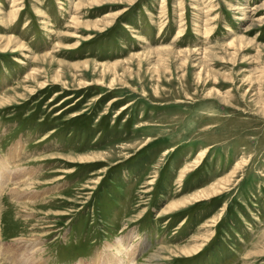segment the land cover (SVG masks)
I'll return each instance as SVG.
<instances>
[{"label": "rangeland", "instance_id": "rangeland-1", "mask_svg": "<svg viewBox=\"0 0 264 264\" xmlns=\"http://www.w3.org/2000/svg\"><path fill=\"white\" fill-rule=\"evenodd\" d=\"M0 187V264H264V0H0Z\"/></svg>", "mask_w": 264, "mask_h": 264}, {"label": "bare ground", "instance_id": "bare-ground-1", "mask_svg": "<svg viewBox=\"0 0 264 264\" xmlns=\"http://www.w3.org/2000/svg\"><path fill=\"white\" fill-rule=\"evenodd\" d=\"M170 153V151H167V152H165L164 154L165 155H167V154H169ZM195 164L197 163V162H194ZM6 182V181H5ZM3 187V186H2ZM223 187H224V185L223 184H219V183H216V184H214V185H211L209 188V190H208V192H206V191H203V190H201V191H199V192H197L196 194H193L192 196H190L189 198H193V199H195V200H197V201H199V200H206V199H208L209 197H212V196H214V195H217L218 193H219V191H221L222 189H223ZM1 188V187H0ZM182 201V200H181ZM184 202H185V200H183ZM182 201V203H184ZM187 201V200H186ZM182 203H180V204H182ZM171 205V204H170ZM170 207V206H169ZM174 207H176L175 205H172V207L171 208H174ZM170 210V209H169ZM200 247V246H199ZM199 247H197V248H192L193 249V252L194 253H197L198 251H199ZM114 249V248H113ZM185 249H186V247H185ZM118 250V249H117ZM117 250H116V252H117ZM131 250V249H130ZM187 250V249H186ZM186 250H184V251H186ZM190 252V251H189ZM27 261V259H24V261H22V260H19V262L22 264V263H24V262H26ZM99 262L100 261H98L97 263H95V264H99ZM115 264H121V260L120 259H116L115 260Z\"/></svg>", "mask_w": 264, "mask_h": 264}]
</instances>
